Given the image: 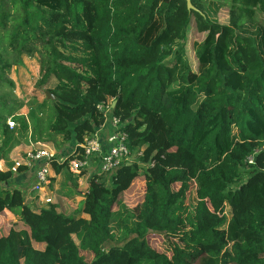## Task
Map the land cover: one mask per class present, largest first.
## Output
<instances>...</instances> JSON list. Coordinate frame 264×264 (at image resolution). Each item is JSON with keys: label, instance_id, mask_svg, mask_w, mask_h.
<instances>
[{"label": "trees", "instance_id": "1", "mask_svg": "<svg viewBox=\"0 0 264 264\" xmlns=\"http://www.w3.org/2000/svg\"><path fill=\"white\" fill-rule=\"evenodd\" d=\"M191 3L0 0V162L24 144H80L109 100L131 155L141 152L100 174L54 161L84 196L70 214L58 200L31 205V185H7L25 167L0 170V214L25 225L0 236V264H264V22L248 31L264 0ZM192 28L204 34L195 67L185 51ZM24 55H39L45 89L28 115L10 78ZM140 174L144 198L130 208L124 194Z\"/></svg>", "mask_w": 264, "mask_h": 264}, {"label": "built area", "instance_id": "2", "mask_svg": "<svg viewBox=\"0 0 264 264\" xmlns=\"http://www.w3.org/2000/svg\"><path fill=\"white\" fill-rule=\"evenodd\" d=\"M115 101L109 100L98 105V109L105 116L104 123L99 126L96 132L86 137L83 142L71 151L60 153L47 143H31L28 148L18 154L9 167L3 166L0 162V170H12L18 172L19 167H25L27 171H32L35 177L34 184L30 189L36 193L41 204L53 201L50 193H46L52 178L53 162L62 163L68 159L67 169L75 175L83 172L89 174H100L111 172L123 162L130 161L131 150L129 147L128 133L123 129L125 122L113 114ZM10 128L16 126L14 119L8 120ZM104 135V136H103ZM141 152H139V155ZM66 155V156H65ZM253 162V157H249Z\"/></svg>", "mask_w": 264, "mask_h": 264}, {"label": "rangeland", "instance_id": "3", "mask_svg": "<svg viewBox=\"0 0 264 264\" xmlns=\"http://www.w3.org/2000/svg\"><path fill=\"white\" fill-rule=\"evenodd\" d=\"M215 17L222 24L228 23V9L223 7L221 10H219V12L215 15ZM257 21L259 24V28H257V30L255 28L248 27L249 28L248 31H253V32L255 31L254 35H256V32H259L260 30L263 29L262 25H260V23L264 22V18L262 14H259L257 16ZM203 38H204V34L197 33L194 30V28H192V30H190V32L188 33V36L185 42L186 43L185 51H186V57L193 67H195L197 63L196 58H195V53L193 50V42L201 41L203 40ZM39 63H40L39 55H33V56L24 55L23 65H19L17 68L14 66L10 73V78L15 83V89L13 90V93L16 98L24 101V106L19 110L20 114L28 115L30 108L31 107L36 108L38 104L41 103L43 99L45 98V89L38 86V81L41 78ZM56 140L60 142V137H57ZM48 144L49 146L57 150L56 143L50 142ZM22 146L23 147L26 146V148H28L30 145L24 144ZM72 147H73V142L64 143V145L62 146L63 149L60 148V150H57V151L59 153L61 152L65 153L67 151H71ZM13 152L14 150L12 151V153ZM138 155H139V152L132 153L129 160L135 161ZM67 170L64 169L62 172L67 173ZM52 173L53 175H55L54 171H52ZM63 173H61L58 179L57 177L51 178V184H50V190L52 191L54 187H57V190L55 191L56 194L53 200H60L62 204L68 203L67 202L68 198L66 197V195H69L68 193H66L68 191L67 190L68 186L73 190L72 193L75 192L74 187L71 184V181ZM19 176H22V174H19V173L16 174L14 178H12L9 181L10 184L8 183V185L10 188H14V187L24 188L30 185V182H32L28 177H26V179L24 180L22 184V181L17 180ZM143 178H144L143 174H140L134 181L132 187L124 194L123 200L126 203V205L130 208H134L135 206L139 205L143 201V198H144ZM64 183H66V187H63ZM77 195L83 196L82 193H77ZM30 197H32V200H30L29 198V202L34 203L31 205H37L35 197H38V196L36 195V193H33L30 191ZM75 200L77 201L76 198ZM41 206H46V205H41ZM64 206L65 208H67L66 205ZM226 214L228 215V217L231 216L229 204H226ZM24 227L25 225L19 220V218L13 215L11 212L3 211L0 214V236L7 235L12 228L23 229ZM149 242L152 247L156 248L159 251H165L167 247L166 245L168 244V242L163 243L162 238L158 239L152 236L149 237ZM82 253L86 256L88 260L92 258V255L90 253H87V252H82Z\"/></svg>", "mask_w": 264, "mask_h": 264}, {"label": "crops", "instance_id": "4", "mask_svg": "<svg viewBox=\"0 0 264 264\" xmlns=\"http://www.w3.org/2000/svg\"><path fill=\"white\" fill-rule=\"evenodd\" d=\"M104 136V135H103ZM75 147V142H73V147H72V149ZM26 149V146L25 147H23V146H19V147H17V148H15L14 149V152L12 153V155L10 156V158H9V161H3L1 164L3 165V166H5V167H9V166H11L12 165V163H13V159L20 153V152H23L24 150ZM13 154H15V155H13ZM11 162V163H10ZM10 163V164H9ZM61 173H63V172H61ZM61 173L60 174H56L55 173V175H53V173H52V178L53 177H57V179H58V177L61 175ZM20 174H22V176H19L18 177V181H22V184H23V182H24V180L26 179V177H28L32 182H30V185H31V187H30V189L32 188V186H33V184H34V181H35V177H34V174L32 173V171L30 170V171H27V170H25L24 172H21ZM64 174V173H63ZM34 179V180H33ZM70 182V181H69ZM143 183H144V178H143ZM10 184V183H9ZM21 184V185H22ZM8 185V184H7ZM9 186V185H8ZM63 187H66V183H64L63 184ZM70 187L68 186L67 187V192L66 193H68L69 195H66V197L68 198V203H64V204H62V202L60 201V200H58L59 202H60V204H61V210L64 212V213H66V214H70V213H73L76 209H78L79 207H80V204H81V202L83 201V199H84V196H78L77 195V192L75 193V192H71V191H73L71 188V190L69 189ZM57 190V187H54V189H53V191L52 190H50V186H49V188H48V190L46 191V193H50L51 195H52V197H53V199H54V196H55V191ZM31 191V190H30ZM51 191V192H50ZM70 192V193H69ZM83 195V194H82ZM29 198H30V200H32V197H30V194L28 195V198H27V200H28V202H29ZM75 198L77 199V201L75 200ZM34 199V198H33ZM35 199H36V204L37 205H35V206H37V207H40L41 205H46V204H41V200H39L37 197H35ZM80 200V201H79ZM76 201V202H75ZM30 203V202H29ZM30 204H34V203H30ZM64 205H66L67 206V208H65V206ZM8 235V234H7Z\"/></svg>", "mask_w": 264, "mask_h": 264}, {"label": "water", "instance_id": "5", "mask_svg": "<svg viewBox=\"0 0 264 264\" xmlns=\"http://www.w3.org/2000/svg\"><path fill=\"white\" fill-rule=\"evenodd\" d=\"M188 2V8L189 9H193V5L191 3V0H187ZM47 97L51 98V99H55V96L53 94H51L49 91H46Z\"/></svg>", "mask_w": 264, "mask_h": 264}]
</instances>
